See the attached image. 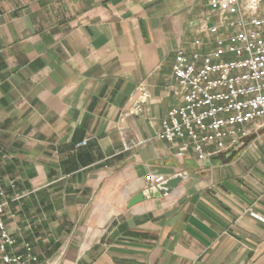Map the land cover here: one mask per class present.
Returning <instances> with one entry per match:
<instances>
[{"label": "crops", "instance_id": "1", "mask_svg": "<svg viewBox=\"0 0 264 264\" xmlns=\"http://www.w3.org/2000/svg\"><path fill=\"white\" fill-rule=\"evenodd\" d=\"M206 10L0 0V186L29 264H264V128L203 162L157 137L179 103L176 53ZM181 173L171 193L129 206L150 176Z\"/></svg>", "mask_w": 264, "mask_h": 264}, {"label": "built area", "instance_id": "2", "mask_svg": "<svg viewBox=\"0 0 264 264\" xmlns=\"http://www.w3.org/2000/svg\"><path fill=\"white\" fill-rule=\"evenodd\" d=\"M173 75L179 103L169 108L157 137L176 145L177 158L192 154L203 162L263 129L264 0H207V10L194 26L191 48L176 53ZM141 104L128 112L141 111ZM146 141L138 139L130 146ZM165 180L162 174L150 176L146 189ZM5 195L0 186V264L37 262L33 246L20 243L7 229Z\"/></svg>", "mask_w": 264, "mask_h": 264}, {"label": "water", "instance_id": "3", "mask_svg": "<svg viewBox=\"0 0 264 264\" xmlns=\"http://www.w3.org/2000/svg\"><path fill=\"white\" fill-rule=\"evenodd\" d=\"M243 142L237 144L235 147L231 149L229 154L232 153L233 150H237L242 146ZM210 160V158H209ZM184 174H178L173 177H170L164 181V183L157 185L156 187L148 188L145 189L144 191L140 192L138 195L134 196L130 202L129 206H133L141 201L144 200V198L148 197H155L159 198L162 197L163 195H166L168 193H171L179 184L180 182L184 179Z\"/></svg>", "mask_w": 264, "mask_h": 264}]
</instances>
